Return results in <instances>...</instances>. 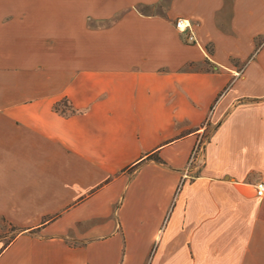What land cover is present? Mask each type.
<instances>
[{"label": "crops", "instance_id": "0c3cea01", "mask_svg": "<svg viewBox=\"0 0 264 264\" xmlns=\"http://www.w3.org/2000/svg\"><path fill=\"white\" fill-rule=\"evenodd\" d=\"M263 178L264 0H0V264H264Z\"/></svg>", "mask_w": 264, "mask_h": 264}, {"label": "built area", "instance_id": "2783aa9c", "mask_svg": "<svg viewBox=\"0 0 264 264\" xmlns=\"http://www.w3.org/2000/svg\"><path fill=\"white\" fill-rule=\"evenodd\" d=\"M175 27L181 31L186 33V40L189 43H195V33H194V24L191 20L186 18H177L174 22ZM203 147V141L198 142L193 148L190 154V162L193 161L199 153H201ZM254 192L256 196L262 197L264 196V178L258 180L254 184Z\"/></svg>", "mask_w": 264, "mask_h": 264}, {"label": "trees", "instance_id": "16d2710c", "mask_svg": "<svg viewBox=\"0 0 264 264\" xmlns=\"http://www.w3.org/2000/svg\"><path fill=\"white\" fill-rule=\"evenodd\" d=\"M53 107L56 111H59L62 114H68L74 112V109L72 108V106L70 105V103L66 98H63L60 101L56 102ZM146 159L147 160L153 159L157 162L163 163V161L157 155H150Z\"/></svg>", "mask_w": 264, "mask_h": 264}, {"label": "rangeland", "instance_id": "374dc122", "mask_svg": "<svg viewBox=\"0 0 264 264\" xmlns=\"http://www.w3.org/2000/svg\"><path fill=\"white\" fill-rule=\"evenodd\" d=\"M10 233H11V230L8 228V224H6L4 220H0V246L1 247L6 245L9 239L12 237Z\"/></svg>", "mask_w": 264, "mask_h": 264}]
</instances>
